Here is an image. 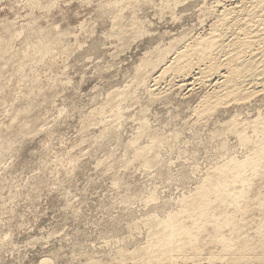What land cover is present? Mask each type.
Instances as JSON below:
<instances>
[{"label":"rangeland","instance_id":"obj_1","mask_svg":"<svg viewBox=\"0 0 264 264\" xmlns=\"http://www.w3.org/2000/svg\"><path fill=\"white\" fill-rule=\"evenodd\" d=\"M262 144L264 0H0V264H264ZM197 195L250 253L140 259Z\"/></svg>","mask_w":264,"mask_h":264},{"label":"bare ground","instance_id":"obj_2","mask_svg":"<svg viewBox=\"0 0 264 264\" xmlns=\"http://www.w3.org/2000/svg\"><path fill=\"white\" fill-rule=\"evenodd\" d=\"M212 37L214 38V36H212ZM210 38H208L207 40H211V41H206L208 45H212V41H213L212 39L213 38L212 39H210ZM250 65L251 66L243 65V69H244V71L246 73H248V72L251 73V70L253 69V67H252V64H250ZM244 66H245V68H244ZM174 68L178 71V69H182V66L177 63L174 66ZM252 72H253V70H252ZM235 75L238 76V74H235ZM258 149H259V151H258V154L256 155V158L247 159V160H245L244 162H242L240 164H232L233 165L232 168L235 169V171H234L235 175L226 176V178L231 179L232 183H236L237 182V181H234V179L235 180L238 179V181L241 180V178H242L241 176H243L241 170H245L247 168L254 167L255 164H256L257 158H259L262 155H264V144H262L260 146V148H258ZM225 169L227 170V169H229V167H227ZM221 178H222V176H221ZM243 179L245 181L244 176H243ZM229 182H230L229 180L227 182H225L224 177L222 179H220V177L218 176L217 180H214L213 182H210V185H211V186L209 185L210 188H208L209 186L205 187V188H199V187H201V186H199L198 188H199V190H205V192L202 193L203 195L208 196L209 194H215V195L219 196L218 198L223 200V201L222 200H218L220 203L241 205L240 202H239V199H240L239 197H241V196H239L238 194H235V193H230L228 191L227 185L225 183H229ZM241 183H243V182H241ZM196 190H198V189H196ZM197 196H198V198L196 197L197 201H192V202H190L189 199L184 200L186 198V197H184L183 198L184 203H185V201L189 202V203L187 202V205L184 204V206L187 207V206H191L192 204L199 205V207L195 206L197 208H195V207H192V208L194 210L201 211V213H204V212H206V210H208L209 205H210V204H208V201H207L208 198H206L205 196H200V195H197ZM220 205H218V206H220ZM236 209H239V208H236ZM221 213H222L221 216H224V219H225L224 221H226V222L230 221L231 218H235L236 217V216L235 217L232 216L234 213L224 212L223 210L221 211ZM190 214L191 213L185 212V216L187 215L186 216L187 218H188V216L194 218V220H193V222L191 224H187L185 221H182V220H180L178 218H174L175 216L173 218H172V216H169L167 221L166 220L165 221H161V223H159L157 221V223H159V225H162L161 226L162 229L161 230L159 229L160 231H159L158 235H155V237H153V240L149 243V245L155 246L154 250H156V252L154 254H150V251L146 250V248H147L146 247L145 250H142L138 254L139 258L140 259H144V260L145 259L146 260H152L156 256L159 257V258H164V259L171 258V257L174 256L175 252H177L179 250L186 249L187 246L189 245V241L198 242V241H196V238H195L192 230L194 228V225H198V221L201 220L202 218L206 219L208 222H211V223L215 224V226H219V222L217 220H215V217L218 216V215L215 214V213H211V212L208 211V212H206L205 215H202L199 212L193 213L192 215H190ZM231 221H233V220H231ZM232 226H233L234 229L238 228V225H236V223L232 224ZM233 228L231 230H233ZM237 230H239V229H237ZM232 234H233V232H232ZM182 239H184V241L182 242V245H178L177 242L179 240H182ZM211 241L214 242L217 245H219L218 242H217V241H219V243H221L220 244L221 245V250L226 255L227 254L236 255L237 252L241 253L240 248L237 247L233 243L232 239L225 238V236H223V235L220 236V237L211 239ZM199 246H201V245L198 242V244H196L195 247L196 248H201ZM235 246H236V248H235ZM228 248L231 249V251H228ZM259 248H260V250L262 249L264 251V241L260 242ZM235 249H236L237 252L234 251ZM249 250H251V248L248 246L247 247V251H249ZM211 262H213V261H211Z\"/></svg>","mask_w":264,"mask_h":264},{"label":"crops","instance_id":"obj_3","mask_svg":"<svg viewBox=\"0 0 264 264\" xmlns=\"http://www.w3.org/2000/svg\"><path fill=\"white\" fill-rule=\"evenodd\" d=\"M215 214L218 215V216H216V217H218L219 219H221V220L223 219V221L225 220V219H224V216H221L222 213H215ZM202 219H203V218H202ZM202 219H201V220H202ZM205 220H206V219H205ZM225 222H226V221H225ZM227 223H229L230 226H231V224H232V223L230 224V221H227ZM221 226H222V225H220V224H219V226H215V230L218 229L217 232H215V235H214V236H216L215 238L220 237V236L223 235V233H220V229H219ZM223 236H224V235H223ZM225 238H227V237L225 236ZM228 239H232V238H228ZM198 241H199V237H198ZM217 242H218V244H219L218 246H220V248H221V245H220L221 243H219V241H217ZM209 243L214 244V242H212L211 240H209ZM216 245H217V244H216ZM248 246L250 247V245H248ZM248 246H247V247H248ZM258 246H260V244H258ZM247 247L244 248V246L241 245V248H240V249H244V250L247 251ZM250 248H251V247H250ZM256 248H257V246H256ZM259 249H260V248H259ZM249 253H250V250L248 251V254H249ZM154 259H157V258L155 257Z\"/></svg>","mask_w":264,"mask_h":264}]
</instances>
